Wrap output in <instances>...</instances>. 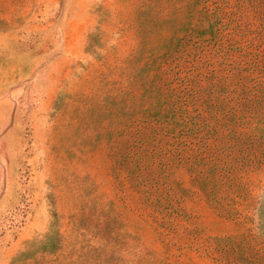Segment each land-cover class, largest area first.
<instances>
[{
	"label": "rangeland",
	"instance_id": "obj_1",
	"mask_svg": "<svg viewBox=\"0 0 264 264\" xmlns=\"http://www.w3.org/2000/svg\"><path fill=\"white\" fill-rule=\"evenodd\" d=\"M0 264H264V0H0Z\"/></svg>",
	"mask_w": 264,
	"mask_h": 264
}]
</instances>
